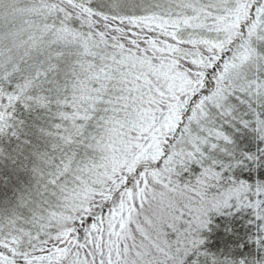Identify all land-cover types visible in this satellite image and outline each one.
I'll return each instance as SVG.
<instances>
[{
  "label": "snow or ice",
  "instance_id": "1",
  "mask_svg": "<svg viewBox=\"0 0 264 264\" xmlns=\"http://www.w3.org/2000/svg\"><path fill=\"white\" fill-rule=\"evenodd\" d=\"M0 264H264V0H0Z\"/></svg>",
  "mask_w": 264,
  "mask_h": 264
}]
</instances>
